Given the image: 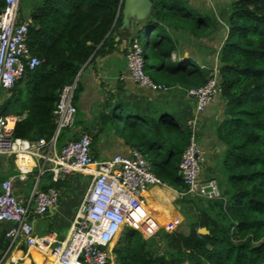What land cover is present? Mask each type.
I'll return each instance as SVG.
<instances>
[{"label":"trees","instance_id":"trees-1","mask_svg":"<svg viewBox=\"0 0 264 264\" xmlns=\"http://www.w3.org/2000/svg\"><path fill=\"white\" fill-rule=\"evenodd\" d=\"M120 1L34 0L28 12L20 7L21 16L31 19L28 50L40 64L24 71L0 105V114L20 117L13 127L14 137H51L58 90L117 49L114 38L121 26ZM150 2L138 29L131 35L127 29L120 34L129 36L128 46L134 42L141 46L144 73L156 84L195 89L207 80L202 68L211 74L216 65L218 97L225 114L217 134L224 147L221 163L228 188L221 190L223 199L215 201L183 194L178 163L190 136L187 126L169 114L142 115L134 105L110 96L105 104L112 109L99 114V130L113 131L125 146L140 152L161 183L181 194L180 210L189 205L196 213L186 222L185 232L159 229L144 238L138 230L124 228L112 250L114 264H264V0H230L222 24L208 10L193 12L181 0ZM176 32L209 38L219 46L216 56L200 59L208 48L195 42L179 48L173 38ZM178 49L189 54L173 61L172 53ZM123 50L126 54L127 49ZM80 76L81 72L74 91L75 107L83 89ZM43 178L48 181V175ZM200 228L207 234H199ZM4 240L0 239V256L8 246Z\"/></svg>","mask_w":264,"mask_h":264},{"label":"built area","instance_id":"built-area-1","mask_svg":"<svg viewBox=\"0 0 264 264\" xmlns=\"http://www.w3.org/2000/svg\"><path fill=\"white\" fill-rule=\"evenodd\" d=\"M2 2L0 92H8L24 71L38 66L40 60L28 50L26 36L31 19L21 16L20 0ZM125 59L128 77L136 86L151 91L168 89L163 84L154 83L144 73L142 49L138 43L134 42L128 47ZM219 80L214 65L204 85L186 91L188 95L194 96V111L192 118L186 122L190 136L178 163V174L185 187L183 194L207 201L222 199V196L216 178L200 177L205 154L197 144L196 122L213 98L220 95ZM75 88L76 82L73 81L58 90L57 103L52 111L54 132L48 140L14 137L13 127L20 117L0 114V156L14 155L13 162L17 170L21 155L33 160L28 172L19 170L14 176L0 182V224H10L4 233L10 244L23 239L28 247L53 255L55 264H106L112 257L111 245L124 228L138 230L144 238L157 233V222L146 215L144 194L150 187L164 184L153 174L149 162L136 150H131L127 156L115 155L107 160H96L91 155V138L85 133L68 139L59 151L56 150L58 136L63 130L72 128L75 122ZM35 167L38 173L31 193L22 200L14 194V180L25 182L30 170ZM76 173L89 176L90 179L67 235L62 240L48 234L36 235L31 217L43 216L56 208L60 194L54 185ZM45 174H49L52 185L42 189L39 179ZM3 259L1 256L0 264Z\"/></svg>","mask_w":264,"mask_h":264},{"label":"crops","instance_id":"crops-1","mask_svg":"<svg viewBox=\"0 0 264 264\" xmlns=\"http://www.w3.org/2000/svg\"><path fill=\"white\" fill-rule=\"evenodd\" d=\"M181 1L193 12L203 13L207 11L202 8L204 7L202 6L204 3L203 0ZM220 23L222 24V22ZM121 31H123V29L118 28V33L114 38L117 49L112 54L98 58L94 64L80 71V83L83 89L76 103L75 122L72 128L62 131L59 141L56 140L55 147L57 151H59L68 139L77 138L80 134L85 133L93 139L91 155L96 160H107L115 155L127 156L131 152V149L125 146L122 139L117 137L113 131L107 128L103 131L99 130V114L104 110L108 112L112 109L111 106L105 104L110 96L114 99L134 105L138 112L145 116L158 118L163 114H169L175 118L180 125H186L187 120L192 118L194 98L188 95L183 89L178 86H169L166 91H151L146 87L136 86L129 79L125 52L123 49H127L130 38L126 34H120ZM127 31L130 35L132 34L129 29H127ZM185 36L186 35H181L179 32L173 33V38L176 39V46L179 48H181V46L188 47L192 46L195 42L199 46L208 48L206 51L207 55H200L199 58H211L209 55V47L213 49L214 44L209 38L195 39L191 36ZM185 54L188 55L189 51L178 49L177 53H172V60L175 61V57H182ZM218 101H220L219 97ZM183 103H185V105ZM208 107L212 106L209 104ZM205 110L200 114L196 122L197 144L205 154V161L200 171V177L202 179L211 177L216 178L214 174L210 173V170H214L211 163L215 159V156L219 155L216 152L217 147L221 145L220 142L213 138L214 134L210 136V139H208V135H204L206 129L205 125L208 124V112ZM179 119H183V121ZM23 157H26L23 163H19L18 161L19 170L28 172V168H31L33 165V160L28 156ZM1 158H4L8 162H13L9 156ZM33 169H36V167L30 170L25 182L14 180V194L22 200L27 199L31 193V188L38 173L37 169L35 170L36 173H33ZM19 170H17L15 163L14 168H11L9 164L0 162V182L9 176H14ZM43 177L44 176L39 179L40 188H42L43 184H45L46 188L48 185H52L49 174L48 181ZM89 179V176L76 173L68 175L63 180L58 181L57 183L62 181L59 186H57V183L54 185L60 194L59 203L56 208L49 211L47 214L31 217V223L36 235L42 236L48 234L57 240L65 238L80 204L83 192L85 191V185ZM75 190L78 193L76 192L75 194L71 192H75ZM159 191H161L159 186L150 187L147 193L144 194V201L147 203L146 205L154 204L157 206L162 219L167 220V218H165V212L161 210V203L155 196V193ZM66 192L68 193L67 196L65 195ZM167 213L169 214V218L175 214V212L169 213L168 211ZM146 215H150L148 211H146ZM9 227V223L0 224V239H5L8 242L7 248L1 254L2 259L3 255L6 254L5 258L2 260V264H53V258L50 254H45L35 247H28L23 239H17L13 244H10L4 237L5 230Z\"/></svg>","mask_w":264,"mask_h":264},{"label":"rangeland","instance_id":"rangeland-1","mask_svg":"<svg viewBox=\"0 0 264 264\" xmlns=\"http://www.w3.org/2000/svg\"><path fill=\"white\" fill-rule=\"evenodd\" d=\"M33 2H34V0H20V7H21V9L24 12H28L31 9V6L33 5ZM203 2L204 3L202 4V6H204V7H202V8L205 9V10H208L209 14L210 13L212 14L214 20L217 18V22L218 23L222 22L223 16H225L226 12L229 10L230 0H222L221 3L218 0H203ZM221 10H223V11H221ZM142 20H144V18ZM142 20H141V22H142ZM136 28L137 27H134V28L131 27V29L130 28H123V30L129 29V31L134 32L135 30L138 29V28L137 29ZM145 35H146V33L143 32L142 36H141L142 39L144 40L143 46H145ZM128 47H127V49H128ZM218 48H219V46L214 44V46H213L214 51H213V49H209V52L213 51L212 54H211L212 58H214L216 56ZM184 56L175 57L176 59L175 58L174 59L178 60L179 58H186L188 55L185 54ZM194 62H196V61H194ZM196 63H198V62H196ZM7 97H9L7 91L0 92V105L5 101V99ZM216 99H217V101H216ZM211 102L212 103H210V105L212 107H208L207 106L206 110H205V111L208 112L207 113L208 124L205 125L206 129H205L204 135H208V139H210V136H212L214 134L213 138H215V140L220 142L218 140L217 130L221 127V122L224 119V115L225 114L223 113V110H222L223 106H222L221 101H218V96L214 97ZM183 104L185 105V103H183ZM221 110H222V112H221ZM216 111H217V113H216ZM179 120L183 121V119H179ZM223 150H224V147H223L222 144L217 147V152L216 151L215 152L218 153L219 155L215 156V159L211 163L212 166L214 167V170H210V173L214 174L215 177L217 178L218 184L220 186V190L228 188V185H227V174H226V171L223 169L222 163H221ZM24 158H26V157L20 156L19 163L20 162L23 163ZM0 162H5V163L9 164V166L11 168H14V162H8L4 158H1V157H0ZM87 184H88V182L85 185L86 187H87ZM159 188H161V191L156 192L155 196L157 197V200L160 201L161 210H163L165 212V214H166L165 218H167V220L162 219V217L160 215V212H159V209L157 208V206H155L153 204L149 205L148 212L150 213V215L148 217L150 219L154 218L155 222H157L156 221L157 217H159L158 218L159 220H162L160 224L156 223L157 227H158V230L159 229H165V230L176 229V230L185 232L186 229H187V224H188L186 222L187 221L189 222L190 220L195 218V216H196L195 211L189 205L182 206V208L180 210L178 201L180 200L179 198H181V196H180L181 194H177L176 192H174L168 186H160ZM228 191L230 192V189H228ZM71 192L76 194L77 191L75 190V192L74 191H71ZM67 194L68 193L66 192L65 195L67 196ZM194 198H196V197H194ZM196 199H198V198H196ZM144 204L146 205L147 203L145 202ZM167 211L169 213L170 212L171 213L175 212V214L172 215L171 218H169V214L167 213ZM153 222H151V223H153ZM170 222H172L171 226H169ZM173 222H175V223L173 224ZM121 235H122V232L119 234L118 238L111 245V251L116 246L117 241L122 237ZM110 262H111V264H114V258L113 257L110 260Z\"/></svg>","mask_w":264,"mask_h":264},{"label":"water","instance_id":"water-1","mask_svg":"<svg viewBox=\"0 0 264 264\" xmlns=\"http://www.w3.org/2000/svg\"><path fill=\"white\" fill-rule=\"evenodd\" d=\"M151 8L150 0H121L120 1V8L119 11L122 15L121 17V26L120 29L123 28H130L137 27L141 20L147 15ZM202 71L205 77H208L209 71L206 68H202ZM80 72L78 73L77 77L75 78V82L78 79ZM192 98L194 96L191 95ZM0 157H8L6 155H2ZM11 160L14 159V155L9 156ZM199 234L205 235L207 231L205 228H200L198 230Z\"/></svg>","mask_w":264,"mask_h":264},{"label":"bare ground","instance_id":"bare-ground-1","mask_svg":"<svg viewBox=\"0 0 264 264\" xmlns=\"http://www.w3.org/2000/svg\"><path fill=\"white\" fill-rule=\"evenodd\" d=\"M21 156H23V155H21ZM25 156V155H24ZM14 159H15V156H14ZM52 256V258H53V264H55V258H54V256L53 255H51Z\"/></svg>","mask_w":264,"mask_h":264},{"label":"clouds","instance_id":"clouds-1","mask_svg":"<svg viewBox=\"0 0 264 264\" xmlns=\"http://www.w3.org/2000/svg\"><path fill=\"white\" fill-rule=\"evenodd\" d=\"M219 96V95H218ZM164 186H166V185H164Z\"/></svg>","mask_w":264,"mask_h":264}]
</instances>
